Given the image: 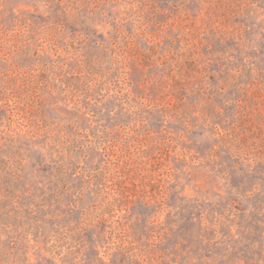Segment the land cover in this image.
<instances>
[{"label":"rangeland","instance_id":"1","mask_svg":"<svg viewBox=\"0 0 264 264\" xmlns=\"http://www.w3.org/2000/svg\"><path fill=\"white\" fill-rule=\"evenodd\" d=\"M0 264H264V0H0Z\"/></svg>","mask_w":264,"mask_h":264}]
</instances>
